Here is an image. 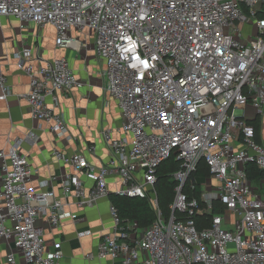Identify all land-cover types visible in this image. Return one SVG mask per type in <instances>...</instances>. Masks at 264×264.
<instances>
[{"label":"built area","instance_id":"obj_1","mask_svg":"<svg viewBox=\"0 0 264 264\" xmlns=\"http://www.w3.org/2000/svg\"><path fill=\"white\" fill-rule=\"evenodd\" d=\"M262 14V16L260 15ZM14 16L56 29L57 47L81 51L73 30L88 29L104 63L105 89L117 101L123 123L105 128L111 156L101 164L83 151L55 149L72 172L62 179L64 196L92 206L116 193L148 198L157 217L148 227L124 221L111 203L114 229L88 259L111 258L120 264H264V196L254 188L247 164L264 169V145L254 126L238 111L248 103L264 106V0H0V22ZM252 27L247 34L244 25ZM30 77L23 95L34 119L49 124L58 138H69L60 94L82 86L66 56L48 60L31 47L14 53ZM12 94L0 70V101ZM52 98L50 105L48 98ZM28 138L37 139L35 132ZM23 138L0 151V242L12 244L0 264H59L61 242L49 247L38 220L53 227L72 217L50 180L33 184V165L21 150ZM95 145L89 151L96 153ZM176 156L180 167L172 212L159 209L157 172ZM205 160L210 176L202 183L201 207L185 190ZM117 178L115 190L110 178ZM85 180L92 184L86 187ZM220 201L224 211L214 213ZM180 212L182 215H177ZM209 214L199 228L195 215ZM85 232L80 233L82 236Z\"/></svg>","mask_w":264,"mask_h":264},{"label":"crops","instance_id":"obj_2","mask_svg":"<svg viewBox=\"0 0 264 264\" xmlns=\"http://www.w3.org/2000/svg\"><path fill=\"white\" fill-rule=\"evenodd\" d=\"M244 31L250 34L253 29L245 24ZM72 32L83 42L81 51L57 47V33L53 25L47 24L41 28L30 22L24 27L14 16H6L1 20L0 70L7 75L12 94L6 101H0V151H7L18 139L23 138L21 150L29 156L33 165V184L50 180L56 194L62 196L65 210L72 213L73 216L64 219L58 227H53L46 217L38 220L47 245L53 247L57 242L62 244L65 256L59 264H120L119 260L111 258H87L88 253L96 251L102 238L113 232L110 197H101L92 206H81L77 197L64 196L62 179L66 173L72 172V168L57 160L53 154L55 149L67 153L83 151L92 162L101 164L111 156L101 132L105 128L116 130L123 123L117 101L105 89V65L96 52L94 35L88 29ZM23 47H31L36 55L40 54L48 60L60 56L70 59L82 86L69 95L60 94V105L57 107L65 115L69 138L56 137L50 131L49 124L32 117L29 102L23 96L30 89V77L20 69L14 58V53ZM48 102L52 105V98L49 97ZM238 113L246 121L259 115L260 130L257 136L264 145V106L259 112L252 103H248ZM31 131L36 133V140L28 138ZM90 145L97 147L96 153L89 151ZM117 182V178H110L111 190H115ZM85 183L86 187L92 184L88 180ZM252 184L264 196V179L254 180ZM82 232L85 234L81 236ZM12 249V244L0 242V260H4Z\"/></svg>","mask_w":264,"mask_h":264},{"label":"trees","instance_id":"obj_3","mask_svg":"<svg viewBox=\"0 0 264 264\" xmlns=\"http://www.w3.org/2000/svg\"><path fill=\"white\" fill-rule=\"evenodd\" d=\"M262 16V14H260ZM248 124L254 126L256 131V138L258 140V132L260 130L259 115L253 120H247ZM180 160L176 156H172L158 169L156 191L158 196L159 209L168 217L171 212V205L175 200L176 187L178 182L174 179L173 173L179 169ZM248 176L251 182L254 180L264 179V169L259 168L254 163H248L247 166ZM210 176V169L207 162L201 160L197 171L191 176V181L195 183V190L193 191L190 187V182L186 184L184 190L191 196L195 195L199 201L201 207L205 206L201 198L202 183L205 178ZM111 202L118 206L120 215L124 221H137L141 227L150 226L156 219L157 213L148 198L144 197H126L120 196L116 193L109 195ZM225 206L220 202L214 203V213H221L224 211ZM177 215H182L177 212ZM199 228L208 227L212 224V217L209 214L203 213L194 216Z\"/></svg>","mask_w":264,"mask_h":264},{"label":"rangeland","instance_id":"obj_4","mask_svg":"<svg viewBox=\"0 0 264 264\" xmlns=\"http://www.w3.org/2000/svg\"><path fill=\"white\" fill-rule=\"evenodd\" d=\"M25 27V26H24Z\"/></svg>","mask_w":264,"mask_h":264}]
</instances>
